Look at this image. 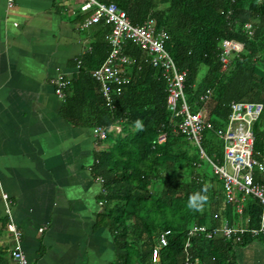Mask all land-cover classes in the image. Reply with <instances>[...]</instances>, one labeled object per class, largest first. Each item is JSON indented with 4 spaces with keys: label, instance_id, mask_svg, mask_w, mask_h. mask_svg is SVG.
I'll return each instance as SVG.
<instances>
[{
    "label": "trees",
    "instance_id": "1",
    "mask_svg": "<svg viewBox=\"0 0 264 264\" xmlns=\"http://www.w3.org/2000/svg\"><path fill=\"white\" fill-rule=\"evenodd\" d=\"M116 2L126 10L133 24L155 18L157 29L169 35L166 47L178 67L187 70L185 93L193 111L204 109L213 128L204 131L203 147L210 158L223 162V141L216 130L225 127L234 100L264 103V0H100ZM86 16V15H85ZM85 16L83 19H85ZM252 23V33L246 23ZM95 40L82 59L78 74L71 80L63 113L76 119L90 107L93 126L120 122L122 134L111 130L97 152L95 172L104 178V210L99 223L114 235V264H186L185 243L195 224L219 227L224 220L236 225L235 205L226 202L222 180L210 161L201 156L186 134L178 132L167 106V83L160 71L146 59L140 45L128 41L124 52L133 60L126 68L131 82L114 95V107L106 104L98 91L91 70L100 66L111 46L107 35L112 30L105 19L95 23ZM245 44L242 58L234 59L222 71L220 60L223 39ZM206 67L203 77L200 69ZM211 85L208 99L203 93ZM141 119L143 130L134 121ZM166 132L164 141L158 135ZM255 148L264 149V111L254 124ZM219 184V185H218ZM207 187V200L200 211L187 207L191 193ZM262 207L249 196L244 212L246 226H258ZM6 225V221H4ZM171 230L169 243L160 261H152L154 246L161 233ZM254 240L264 241V233L246 232L237 240L221 233L213 237L194 235L188 250L190 264H240L238 251ZM0 247V264H8Z\"/></svg>",
    "mask_w": 264,
    "mask_h": 264
},
{
    "label": "crops",
    "instance_id": "2",
    "mask_svg": "<svg viewBox=\"0 0 264 264\" xmlns=\"http://www.w3.org/2000/svg\"><path fill=\"white\" fill-rule=\"evenodd\" d=\"M83 2L0 0V247L8 264L16 263L4 194L29 264L116 260L114 235L99 223L105 188L95 172L97 152L113 144L96 138L90 107L76 119L63 113L66 97L54 83L59 75L71 81L92 49L97 26L81 28L91 14ZM238 258L264 264V241L241 248Z\"/></svg>",
    "mask_w": 264,
    "mask_h": 264
},
{
    "label": "built area",
    "instance_id": "3",
    "mask_svg": "<svg viewBox=\"0 0 264 264\" xmlns=\"http://www.w3.org/2000/svg\"><path fill=\"white\" fill-rule=\"evenodd\" d=\"M10 6L15 0H7ZM81 9L91 11L85 19L81 28L105 19L111 23L112 30L107 35L111 46L110 52L104 62L91 70L93 77L98 82V91L104 97L106 104L114 107V95L123 92V85L131 82L127 76L126 68L133 60L124 52L125 44L132 41L143 49L145 57L152 66L156 67L167 83V106L172 113V121L178 132L186 134L188 138L199 147L201 156L207 158L212 164L214 172L222 180L223 193L226 202L235 205L238 217L236 225H230L224 220L219 227H211L208 224H195L188 233L185 243L186 264L191 263V254L188 250L190 239L194 235L206 234L213 237L221 233L227 240L234 235L237 240L250 232L253 236L264 233V149H256V136L254 124L260 119L264 111L262 101L234 100L230 105V113L225 127L216 130L217 136L223 141V162L214 161L208 156L204 147V131L213 128L208 119V113L204 109L193 111L187 101L185 93L187 70L178 67L174 57L166 47L169 37L164 29H157L155 18H148L142 24H133L126 10L122 9L116 2H102L100 0H84ZM247 29L252 33V23H246ZM245 44L236 39H223L221 52L219 54L222 62V71L230 68L234 59L242 58ZM82 64L79 60L78 66ZM56 92L65 98L70 86V79L59 75L54 79ZM214 92L211 85L202 95V99H208ZM114 130L122 134L123 128L120 122L114 125H97L93 132L99 141L105 142L108 133ZM167 133L158 135L157 140L162 142ZM104 182V178L98 177ZM249 196L259 200L262 207L261 219L258 226H246L244 212ZM8 194H4L7 202L6 212L10 219L7 222L6 236L11 240L10 254L16 264H29L27 254L23 248L22 232L18 223L12 217L11 204ZM171 230H165L159 237V242L154 246L152 260L154 263L160 261L162 249L168 245V236Z\"/></svg>",
    "mask_w": 264,
    "mask_h": 264
},
{
    "label": "clouds",
    "instance_id": "4",
    "mask_svg": "<svg viewBox=\"0 0 264 264\" xmlns=\"http://www.w3.org/2000/svg\"><path fill=\"white\" fill-rule=\"evenodd\" d=\"M134 127L136 130H143V122L141 119H136L134 121ZM207 192V187H205L202 191L193 192L189 195L187 201V207L196 211H200L203 208L204 202L207 200V195L204 193Z\"/></svg>",
    "mask_w": 264,
    "mask_h": 264
},
{
    "label": "rangeland",
    "instance_id": "5",
    "mask_svg": "<svg viewBox=\"0 0 264 264\" xmlns=\"http://www.w3.org/2000/svg\"><path fill=\"white\" fill-rule=\"evenodd\" d=\"M205 71H206V67L205 66H202V68L200 69L199 78L203 77Z\"/></svg>",
    "mask_w": 264,
    "mask_h": 264
}]
</instances>
